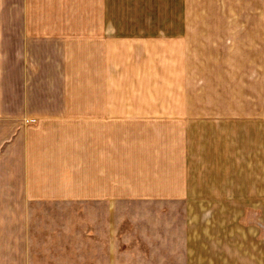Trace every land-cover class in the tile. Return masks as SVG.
Returning a JSON list of instances; mask_svg holds the SVG:
<instances>
[{"label":"crops","instance_id":"crops-1","mask_svg":"<svg viewBox=\"0 0 264 264\" xmlns=\"http://www.w3.org/2000/svg\"><path fill=\"white\" fill-rule=\"evenodd\" d=\"M242 245L264 264V0H0V264Z\"/></svg>","mask_w":264,"mask_h":264},{"label":"rangeland","instance_id":"rangeland-1","mask_svg":"<svg viewBox=\"0 0 264 264\" xmlns=\"http://www.w3.org/2000/svg\"><path fill=\"white\" fill-rule=\"evenodd\" d=\"M243 21H245L244 18H242V16H240L238 22L240 23V22H243ZM246 21H247V19H246ZM238 22H237L238 26L244 27L243 23H242L243 25H240ZM212 254L213 253H208V256L212 255ZM221 259H223V258H221ZM221 259L207 258L204 261V264H247V255H245V249L243 248V245H242V247L240 246L239 255L238 256L233 257V258L228 257V258H226L224 260H221Z\"/></svg>","mask_w":264,"mask_h":264}]
</instances>
